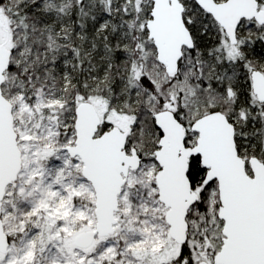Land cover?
<instances>
[{"label":"snow or ice","instance_id":"1","mask_svg":"<svg viewBox=\"0 0 264 264\" xmlns=\"http://www.w3.org/2000/svg\"><path fill=\"white\" fill-rule=\"evenodd\" d=\"M0 264H264V0H0Z\"/></svg>","mask_w":264,"mask_h":264}]
</instances>
